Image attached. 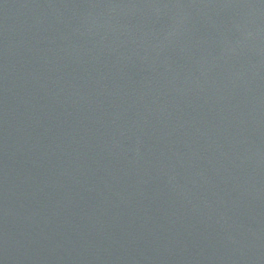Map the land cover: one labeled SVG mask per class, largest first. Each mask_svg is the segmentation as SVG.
Here are the masks:
<instances>
[{"label":"water","instance_id":"water-1","mask_svg":"<svg viewBox=\"0 0 264 264\" xmlns=\"http://www.w3.org/2000/svg\"><path fill=\"white\" fill-rule=\"evenodd\" d=\"M0 264H264V0H0Z\"/></svg>","mask_w":264,"mask_h":264}]
</instances>
